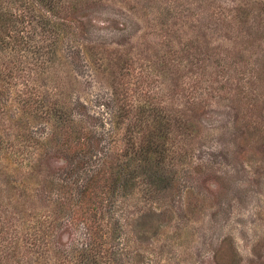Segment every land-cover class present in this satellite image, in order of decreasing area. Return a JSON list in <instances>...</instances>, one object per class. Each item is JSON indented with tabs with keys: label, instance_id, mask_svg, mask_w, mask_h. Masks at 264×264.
<instances>
[{
	"label": "rangeland",
	"instance_id": "1",
	"mask_svg": "<svg viewBox=\"0 0 264 264\" xmlns=\"http://www.w3.org/2000/svg\"><path fill=\"white\" fill-rule=\"evenodd\" d=\"M67 4L77 33L68 42L86 50L85 68L59 57L50 82L33 84V64L19 72L0 59V211L7 209L0 229L12 227L0 234V264L64 259L58 244L32 239L48 232L71 242L51 181L75 146L45 115L75 102L87 107L75 113L89 115L83 131L94 128L106 150H128L135 164L138 109L189 126L173 130L179 153L161 166L175 175L173 188L146 178L116 201L118 264H264V0ZM50 130L63 154L45 148Z\"/></svg>",
	"mask_w": 264,
	"mask_h": 264
},
{
	"label": "trees",
	"instance_id": "2",
	"mask_svg": "<svg viewBox=\"0 0 264 264\" xmlns=\"http://www.w3.org/2000/svg\"><path fill=\"white\" fill-rule=\"evenodd\" d=\"M67 2L0 0V59H8L19 72L23 71L21 65L33 64L35 69H31L29 75L33 84L40 80L50 82V74L55 71L52 68L59 57L67 59L74 70L85 68L86 50L82 45L68 42L71 35L76 37L77 33L73 32L75 23L69 17L73 7L69 8ZM46 64L52 70L49 66L41 67ZM67 106H52L45 116L55 129L63 128L64 139L72 141L75 146L69 155H64L66 166L63 171L53 174L51 181L56 191L55 211L62 222L60 226H64L62 230L70 234L71 242L53 241L50 238L55 239L56 236H49L48 232L35 234L32 242L34 246H47L49 249L51 244L54 248L58 244L59 256L64 257L60 264H118V242L122 235L120 222L113 214L116 201L131 195L138 186L146 183V178L153 185L173 188L175 175L161 166L170 155L179 153L175 150L173 130H182L183 127L188 130L189 126L185 122L182 126L181 120L180 125L176 124L172 114L171 117L163 110L162 115L154 108L138 109L134 113L138 123L132 122L133 128L140 132L135 164L128 150H106L103 137L94 128L88 131L85 127L83 131L82 123L89 115L85 112L82 120H78L75 113L87 111L85 104L75 102ZM59 138L61 136L55 131L48 133L43 144L51 150L50 153L63 154L58 149L54 151L53 145ZM27 160L19 158L18 163L23 165ZM37 163L36 160L30 162L32 171ZM6 215L7 209L0 211V223ZM43 218L49 220L53 216L45 215ZM11 228L0 229L3 238L7 234L4 230ZM48 257L55 258L50 254Z\"/></svg>",
	"mask_w": 264,
	"mask_h": 264
}]
</instances>
